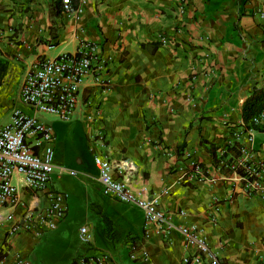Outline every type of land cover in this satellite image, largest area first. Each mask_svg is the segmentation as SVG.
Returning a JSON list of instances; mask_svg holds the SVG:
<instances>
[{
  "label": "crops",
  "instance_id": "obj_1",
  "mask_svg": "<svg viewBox=\"0 0 264 264\" xmlns=\"http://www.w3.org/2000/svg\"><path fill=\"white\" fill-rule=\"evenodd\" d=\"M61 1L0 0V128L19 109L54 136L46 190L32 191L13 177L17 206L0 209V264H78L103 255L110 264H182L189 252L178 232L163 238L140 209L102 194L94 156L131 162L132 190L158 198L176 225L199 227L220 264H264V196L245 195L239 183L210 181L226 171L217 172L219 164L213 166L201 145L227 151L237 143L233 163H264V133H245L241 120L244 101L264 87V21L257 16L264 0H184V11L183 0H76L79 15L62 12ZM82 42L97 45L110 89L88 78L67 122L34 114L19 98L26 73L46 59L76 53ZM48 119L64 127L52 130ZM67 138L86 143V158L73 154L77 175L70 174L72 160L56 162V146L69 144ZM191 160L207 171L206 179H182ZM260 184L264 188V175ZM51 194L66 197L55 229L34 224L10 232L25 213H43ZM135 248L148 259L131 261Z\"/></svg>",
  "mask_w": 264,
  "mask_h": 264
},
{
  "label": "built area",
  "instance_id": "obj_2",
  "mask_svg": "<svg viewBox=\"0 0 264 264\" xmlns=\"http://www.w3.org/2000/svg\"><path fill=\"white\" fill-rule=\"evenodd\" d=\"M84 2L85 0H79V3ZM61 4L62 12L67 15L81 13L77 4L73 7L70 0H62ZM179 10L184 11V0L180 3ZM257 16L264 21V11L257 12ZM160 41L166 44L164 38H160ZM105 66V61L97 54V45L82 42L76 53H64L56 58L46 59L27 72L20 87V101L34 114H47L67 122L77 109L81 87L88 78L101 89H110L111 82L103 77ZM257 121H264V112L259 115ZM250 132L252 131H245L247 134ZM94 135L103 145V135L98 132ZM236 139L239 141L240 136L237 135ZM53 142L52 131L36 116L19 109L12 111L10 122L0 128V209L17 206L18 188L13 183L15 176L21 179L22 186L32 191L46 190L54 171ZM93 164L98 173L101 192L105 197L140 209L145 223L157 227L163 238L169 237L172 231L178 232L184 248L189 252L183 257L182 264H220L199 227L176 225L160 209L158 198L144 199L132 190L128 175L135 167L131 162L112 163L106 157L94 156ZM238 168L243 171L242 175L236 173ZM216 170L217 172L224 170L226 175L221 174L217 179L213 178L210 181L220 179L239 183L245 195L260 193L264 196V188L260 184V178L264 175V163L240 166L233 161L228 164L221 161ZM206 172L200 163L191 160L185 167L182 179L204 180L207 177ZM70 174L74 175V172ZM65 198L63 194H51L50 206L43 213H25L21 222L12 223L10 232L16 233L21 228L27 230L34 224L42 225L49 230L55 229L56 222L66 214ZM5 220L12 222L13 216L8 215ZM80 237L83 242H88L85 229H81ZM129 258L133 262L145 261L148 259V253L144 249L135 248ZM77 263L110 264V259L104 255L85 257Z\"/></svg>",
  "mask_w": 264,
  "mask_h": 264
},
{
  "label": "trees",
  "instance_id": "obj_3",
  "mask_svg": "<svg viewBox=\"0 0 264 264\" xmlns=\"http://www.w3.org/2000/svg\"><path fill=\"white\" fill-rule=\"evenodd\" d=\"M73 4V7L76 6V0H70ZM264 112V87L255 88L249 95V97L244 101L241 112V120L242 127L244 131H252L264 133V121H257L259 115ZM257 122V123H256ZM201 145L207 150L208 153L211 154L213 159V166L217 167V165L223 161L225 163H231L233 158H237L240 156L239 146L237 143L229 148L227 151H222L219 148L211 146L209 143L205 141H201ZM233 151V155H230L229 152ZM182 153H180L181 155ZM236 173L238 175H242L243 171L241 169H237ZM104 222H107L105 217H102ZM110 223H107V236H109L110 232ZM75 264V262L73 263Z\"/></svg>",
  "mask_w": 264,
  "mask_h": 264
},
{
  "label": "rangeland",
  "instance_id": "obj_4",
  "mask_svg": "<svg viewBox=\"0 0 264 264\" xmlns=\"http://www.w3.org/2000/svg\"><path fill=\"white\" fill-rule=\"evenodd\" d=\"M49 118V117H47ZM53 122V123H51ZM48 124L52 125L51 129L54 130L57 127H64L62 125H60L59 123L53 121V119H48ZM57 131V129H56ZM62 140H64L62 138ZM67 140H70L71 142L69 144H65L60 145V146H56V162L59 161H64L66 162L68 160V162H72L73 161V165L74 167L71 168V170H73V172H76L75 175L78 174V167H79V162H77L78 160H75V158L73 157L74 153H79V154H83L82 158H86V154H87V148H86V143H84L82 140H80V142L78 140H72V138H67ZM63 143V141H61ZM66 147V148H65ZM72 160V161H71Z\"/></svg>",
  "mask_w": 264,
  "mask_h": 264
}]
</instances>
